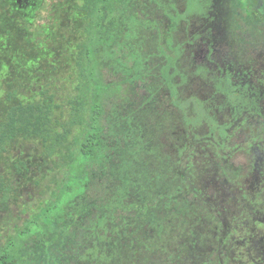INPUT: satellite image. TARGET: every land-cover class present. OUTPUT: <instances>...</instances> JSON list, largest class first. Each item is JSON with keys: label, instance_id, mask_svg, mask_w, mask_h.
Masks as SVG:
<instances>
[{"label": "rangeland", "instance_id": "obj_1", "mask_svg": "<svg viewBox=\"0 0 264 264\" xmlns=\"http://www.w3.org/2000/svg\"><path fill=\"white\" fill-rule=\"evenodd\" d=\"M114 2L90 51L99 141L76 164L95 102L70 126L81 0H45L32 22L0 0V122L49 94L54 132L70 129L0 153V249L21 264H264V0ZM57 201L50 227L20 237Z\"/></svg>", "mask_w": 264, "mask_h": 264}, {"label": "trees", "instance_id": "obj_2", "mask_svg": "<svg viewBox=\"0 0 264 264\" xmlns=\"http://www.w3.org/2000/svg\"><path fill=\"white\" fill-rule=\"evenodd\" d=\"M115 6L114 0H81L80 12L83 17L90 22L87 27L89 38L86 43L81 45L78 56V67L80 71V81L77 84V95L73 100H70V109L72 111V119L70 126L82 127L85 125L86 116L89 109V95L91 90L94 91L95 102L92 107V116L90 126L87 129L83 141L76 140L78 154L75 158V163H81L90 158L89 151L99 141L101 127L99 124V116L101 113L99 102V93L102 91V86H99L93 80V72L91 68V46L97 36V25L100 26L99 20H102L104 12H111ZM60 105L55 103L54 97L49 94H44V97L39 102L18 103L8 109L3 121L0 122V153L5 150L8 143L14 141L20 136L38 137L41 139H52L58 144H62L65 138L69 135L70 129L65 128L61 133H55L52 127V116L55 109H59ZM75 166V164H74ZM64 194H67L65 192ZM59 201L51 205H46L39 214L27 221L23 231L19 234L20 237L31 233L32 231L40 230L41 225L50 227L52 225L51 216L56 210ZM154 214H149L147 217L152 221L155 220ZM13 242H9L4 248L0 249V264H21L15 261L12 255Z\"/></svg>", "mask_w": 264, "mask_h": 264}, {"label": "flooded vegetation", "instance_id": "obj_3", "mask_svg": "<svg viewBox=\"0 0 264 264\" xmlns=\"http://www.w3.org/2000/svg\"><path fill=\"white\" fill-rule=\"evenodd\" d=\"M14 3L16 13L19 16L28 17L32 22L40 13L45 0H6Z\"/></svg>", "mask_w": 264, "mask_h": 264}, {"label": "snow or ice", "instance_id": "obj_4", "mask_svg": "<svg viewBox=\"0 0 264 264\" xmlns=\"http://www.w3.org/2000/svg\"><path fill=\"white\" fill-rule=\"evenodd\" d=\"M181 2L182 0H177L178 4H180ZM22 219L27 220V215H25ZM18 222H22V221H18ZM32 235L34 236L35 234L33 233ZM8 239H9L8 229L0 227V247H2L4 242L7 241Z\"/></svg>", "mask_w": 264, "mask_h": 264}]
</instances>
